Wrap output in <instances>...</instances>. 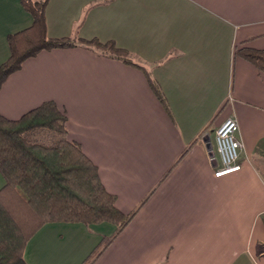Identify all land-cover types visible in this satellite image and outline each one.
<instances>
[{"label":"crops","instance_id":"1","mask_svg":"<svg viewBox=\"0 0 264 264\" xmlns=\"http://www.w3.org/2000/svg\"><path fill=\"white\" fill-rule=\"evenodd\" d=\"M45 19L50 38L112 41L144 70L77 46L40 52L1 87L9 120L56 103L126 216L45 224L26 263L264 264V73L237 54L264 50V0H48ZM32 24L22 0H0V66ZM231 117L242 169L217 178Z\"/></svg>","mask_w":264,"mask_h":264},{"label":"trees","instance_id":"2","mask_svg":"<svg viewBox=\"0 0 264 264\" xmlns=\"http://www.w3.org/2000/svg\"><path fill=\"white\" fill-rule=\"evenodd\" d=\"M48 0H22L32 15L30 28L10 35V57L0 66V90L24 62L42 51L84 46L144 70L112 41L50 38L45 7ZM237 54L264 73V50L241 48ZM152 86L165 105L157 86ZM0 264H27L28 241L48 223L121 225L126 216L117 197L103 185L98 167L80 144L68 139L67 116L48 101L18 120L0 114Z\"/></svg>","mask_w":264,"mask_h":264},{"label":"built area","instance_id":"3","mask_svg":"<svg viewBox=\"0 0 264 264\" xmlns=\"http://www.w3.org/2000/svg\"><path fill=\"white\" fill-rule=\"evenodd\" d=\"M238 135L239 123L233 117L228 118L216 131L217 153L222 166L215 171V177L227 176L242 169L240 159L244 145Z\"/></svg>","mask_w":264,"mask_h":264},{"label":"water","instance_id":"4","mask_svg":"<svg viewBox=\"0 0 264 264\" xmlns=\"http://www.w3.org/2000/svg\"><path fill=\"white\" fill-rule=\"evenodd\" d=\"M208 147L211 149V143L209 144V146H208ZM212 156H214V155H213V153H212Z\"/></svg>","mask_w":264,"mask_h":264}]
</instances>
